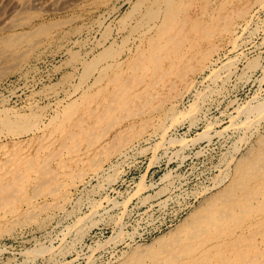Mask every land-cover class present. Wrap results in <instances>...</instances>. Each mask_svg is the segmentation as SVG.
<instances>
[{
  "label": "rangeland",
  "instance_id": "obj_1",
  "mask_svg": "<svg viewBox=\"0 0 264 264\" xmlns=\"http://www.w3.org/2000/svg\"><path fill=\"white\" fill-rule=\"evenodd\" d=\"M31 1L0 0V116L5 108L36 124L19 135L0 123V174L52 153L55 175L0 208V264H120L191 219L259 148L264 117L243 109L264 101V0ZM169 3L199 17L206 34L182 44V59H165V74L150 67L138 89L156 80L151 93L119 109L111 128L95 127L90 143L62 145L64 129L81 136L74 123L92 121L85 97L149 53L151 26ZM152 7L163 14L151 19ZM17 36L25 39L16 46L4 42ZM106 49H113L107 58ZM72 101L78 107L67 116Z\"/></svg>",
  "mask_w": 264,
  "mask_h": 264
},
{
  "label": "bare ground",
  "instance_id": "obj_2",
  "mask_svg": "<svg viewBox=\"0 0 264 264\" xmlns=\"http://www.w3.org/2000/svg\"><path fill=\"white\" fill-rule=\"evenodd\" d=\"M29 1L32 2L31 0ZM151 9L153 10L150 11L149 14L152 16L151 19L160 17V13H162L160 8L156 7L155 9L152 7ZM163 11L164 17H161L160 21L154 22L151 26L156 28L155 31H153V33L148 36V41L151 44L149 53L140 54L136 61L130 63V67L133 70L132 73L127 75L122 73L117 75L114 74L109 78V81L102 86L103 88H99L98 92H94L85 97V102L88 103L87 107L90 108L87 114L88 117L92 118V121L90 124H86L85 121H87V116H82L77 122L74 123L75 125H79L81 136H76L72 127L64 129L62 133V145L66 146L70 141H79L82 138H85L90 143L93 141V139H95L96 136L99 135V133H94L95 127L99 128L100 125L103 124L104 126L102 130H104V127L111 128L112 122H114V120H118L117 117L115 118V115L119 109H125L131 99L141 98L146 96V94L151 93L152 87L155 85L156 80L149 79V81L145 82V84H142V87L139 88L140 90L138 89V85L145 81L147 71L150 69V67L153 70L151 73L152 75L158 74L160 72L161 74H165L167 72V69L164 66L165 59L171 58L172 55L175 54L176 58L182 59V56H185L186 52V48L182 44H184L185 41H189L190 39L199 41L197 35L206 34V27L202 23L201 19L196 15L192 16L190 13L185 12L182 3H169L167 7L163 9ZM47 27L38 28L30 34L36 35L40 32H44ZM25 35L29 34L25 33ZM19 39L22 41V39L25 38L24 36L23 38L18 36L10 37L7 40H4V42H6L8 45L12 43L16 46V44L19 42ZM22 52L23 51H21V53ZM200 52L202 53L200 56L202 57L201 60L203 61V59H206L207 54L204 50H201ZM112 54L113 49H106L103 56H106L107 58ZM7 57L9 58V56ZM172 62L174 61H171V64H173ZM91 63L93 62L91 61ZM111 65L112 64H107L106 66L108 67ZM35 66L37 65L35 64ZM83 72H81L82 75ZM24 73L27 72L24 71ZM24 76H26V74ZM2 77H4V74ZM2 87L3 86L0 85V94L3 90ZM95 93L96 95H94ZM95 96L97 97L95 98ZM94 101L96 105L90 107L91 103L93 104ZM77 107L78 105L75 103V101L69 103L66 106V115L68 113V115H71ZM243 110L247 111V113L253 112L252 114L257 112L261 115V117H264V101L256 104H249ZM3 111L6 115L0 116V123L3 122L10 131L20 135L33 129L35 124L34 120H30L29 117L17 112L10 113V111L5 108ZM13 115L18 116L15 121L12 119ZM68 118H70V116ZM42 127L43 126L39 128ZM125 140L127 139H123L122 144H125ZM78 148L79 147H77V149ZM109 149L110 148L104 150V154H108L110 152ZM59 151L57 153H59ZM47 156L49 157L44 158V163L42 162L38 165H35L33 162L35 157H29L26 160L22 158L15 162L14 167H10L4 172L2 171L3 173L0 174V208L10 205L11 203L14 205L13 203L18 200V192L28 193L29 188L33 186L36 188L35 192L38 193V191H41L38 189L39 186H44L46 183L49 185L48 176L51 178L52 176L54 177L55 174L53 173V169H51L48 164L51 161L50 156H53V154L50 153ZM96 162L97 161L93 162L91 165L97 166ZM240 162L242 163H239L237 166V172L233 178L229 180L230 182L227 185L225 184V187L210 197V201L207 203V205L198 210L195 215L193 214L191 219L189 218L184 223L179 225L173 232H171L169 236L161 237L153 244L147 245L143 249L135 248L131 260L125 259L120 264H142L144 261L143 257L150 258V264H264V136L260 138L259 148H257L256 152L251 153L246 161L242 159ZM29 170L34 171L35 174L28 173ZM82 171H84V168L81 170L79 176L83 178L85 173ZM9 173L10 175H8ZM47 192L49 191L47 190ZM65 195L66 194L63 193L62 196ZM30 201L32 202L33 200ZM43 203H45V201ZM34 214L35 213L30 212L28 216L33 218ZM22 215L23 214H21V216ZM75 222H77V220ZM259 236L262 237L261 241L257 240V237Z\"/></svg>",
  "mask_w": 264,
  "mask_h": 264
}]
</instances>
